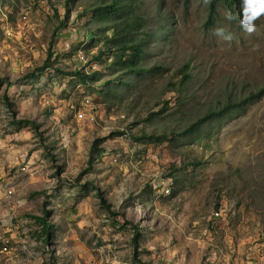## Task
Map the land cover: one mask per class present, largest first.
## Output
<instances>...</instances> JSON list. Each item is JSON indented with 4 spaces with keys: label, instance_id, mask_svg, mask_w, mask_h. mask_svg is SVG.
I'll list each match as a JSON object with an SVG mask.
<instances>
[{
    "label": "rangeland",
    "instance_id": "1",
    "mask_svg": "<svg viewBox=\"0 0 264 264\" xmlns=\"http://www.w3.org/2000/svg\"><path fill=\"white\" fill-rule=\"evenodd\" d=\"M98 1L0 0V264H139L132 224L150 264H264V92L253 96L264 88V14L247 33L238 4L218 3L209 22L211 0H138L153 33L141 64L156 68L123 85L114 55L96 57L104 24L84 11ZM49 49L59 58L38 70ZM80 67L98 72L88 87L70 75ZM162 134L174 139L148 137ZM96 139L104 152L90 161ZM45 199L48 241L32 217Z\"/></svg>",
    "mask_w": 264,
    "mask_h": 264
},
{
    "label": "trees",
    "instance_id": "2",
    "mask_svg": "<svg viewBox=\"0 0 264 264\" xmlns=\"http://www.w3.org/2000/svg\"><path fill=\"white\" fill-rule=\"evenodd\" d=\"M71 0H67L70 2ZM222 2L227 6L231 12L235 11L236 4L240 5L241 7V0H211L210 10L208 21L212 22L214 15L217 14V5L218 3ZM69 5H66V14L67 17L69 16ZM138 7V0H99L95 3L91 9L85 10L84 12L90 14L92 19L99 23H103L104 26L99 29L102 31L97 36H101L104 47L98 50L97 59L101 60V57L106 53H111L114 55L113 65L117 67V78L120 84L125 85L126 80L121 79V77L125 75H134L138 76L139 74H143L145 71L155 69L156 66L153 68H147L142 66L141 61L145 54L146 46L149 43V40L153 33H150L147 28V21L146 19L137 13ZM60 22V23H64ZM98 31V32H99ZM109 31L110 33H107ZM55 56V57H54ZM54 57V58H53ZM59 58L58 54H55L52 49H49L47 57L43 63V65L38 70H45L50 69L54 65V61ZM160 68V67H159ZM55 71L61 72L59 67H54ZM182 74L181 83H186V80L190 77V74L187 72V65L182 67L179 70ZM97 70L92 72L85 71L82 67L76 68L75 70L70 72V75L75 76L78 78L83 85L89 86L91 82L95 81L97 78ZM33 76L36 75V72L31 73ZM8 90L12 86V83H8ZM176 87V85H174ZM7 90V91H8ZM7 91L3 95V99L8 106L11 115L15 118L16 111L14 104L10 101L9 96L7 95ZM104 92V91H103ZM109 92V91H107ZM262 92H264V88L260 89L258 93L253 96H258ZM240 105H227L222 110L213 111L210 114L197 119L194 123L187 128V132L191 133L194 130H198L201 123L205 122L210 118V116H215L222 114L225 108L236 109ZM12 123L17 124L18 127H27L29 126L33 129L36 133L40 127V124L31 119H14ZM38 136L42 139L43 137L38 133ZM152 140L155 141H172L174 138L167 136L165 134L162 135H149ZM43 140V139H42ZM45 140V139H44ZM102 139H96L93 142L92 148L90 150V161H93L94 155L104 152V149L99 147L100 142ZM54 158V156L52 155ZM171 174V173H170ZM97 197L99 198L100 205L107 211L109 214L118 215L120 214L118 211H114L112 209L111 203L105 199L101 190L98 187H93ZM40 191H36V194H40ZM48 199L43 201L42 206V215H34L32 216L38 223L41 224L40 235L44 236V239L48 241L51 236L53 235V226L49 222V216L51 211L47 209L48 206ZM125 222H129L125 220ZM132 228L134 230L133 238H132V245H133V258L135 262L139 264H150L148 262L142 261L139 257L141 250L139 249V238L140 233L138 232V227L132 224ZM49 264H56V262H52Z\"/></svg>",
    "mask_w": 264,
    "mask_h": 264
},
{
    "label": "clouds",
    "instance_id": "3",
    "mask_svg": "<svg viewBox=\"0 0 264 264\" xmlns=\"http://www.w3.org/2000/svg\"><path fill=\"white\" fill-rule=\"evenodd\" d=\"M261 14H264V0H241L240 26L242 30L251 33L254 30L253 21ZM226 19H234V16L229 13ZM214 33L225 40L231 38L230 35L225 34L223 28L214 29Z\"/></svg>",
    "mask_w": 264,
    "mask_h": 264
},
{
    "label": "built area",
    "instance_id": "4",
    "mask_svg": "<svg viewBox=\"0 0 264 264\" xmlns=\"http://www.w3.org/2000/svg\"><path fill=\"white\" fill-rule=\"evenodd\" d=\"M79 59L81 61H86L83 55H80ZM84 103L85 104L91 103V100H90V98L88 96L84 97ZM76 117H77L78 120H83V119L86 118L85 114L81 110L76 114ZM173 180L174 179L172 177H168V178L162 180L161 181L162 183L160 184V189H162L164 193H169L171 191V189H172ZM218 213L219 212L216 211L215 214L218 215Z\"/></svg>",
    "mask_w": 264,
    "mask_h": 264
}]
</instances>
